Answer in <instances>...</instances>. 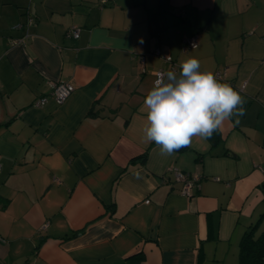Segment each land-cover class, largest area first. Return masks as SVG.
<instances>
[{"label":"crops","instance_id":"0c3cea01","mask_svg":"<svg viewBox=\"0 0 264 264\" xmlns=\"http://www.w3.org/2000/svg\"><path fill=\"white\" fill-rule=\"evenodd\" d=\"M189 57L245 113L162 155L143 101L154 71ZM49 80L75 89L34 106ZM262 183L264 0H0V264H237Z\"/></svg>","mask_w":264,"mask_h":264},{"label":"clouds","instance_id":"9594fccd","mask_svg":"<svg viewBox=\"0 0 264 264\" xmlns=\"http://www.w3.org/2000/svg\"><path fill=\"white\" fill-rule=\"evenodd\" d=\"M179 69L157 73L143 101L142 139L155 142L162 155L190 146L194 137L211 139L225 121L235 116L238 123L245 113L241 95L212 72L201 71L197 58L182 60Z\"/></svg>","mask_w":264,"mask_h":264},{"label":"built area","instance_id":"2783aa9c","mask_svg":"<svg viewBox=\"0 0 264 264\" xmlns=\"http://www.w3.org/2000/svg\"><path fill=\"white\" fill-rule=\"evenodd\" d=\"M97 2L99 6L102 7V6H105L107 4L114 2V0H97ZM31 21H32V18L27 17V21L25 25L21 23H16L14 24L13 27L22 28L23 26L28 25ZM66 33L72 38H77L79 36V28L75 25H71L68 27ZM10 40L12 43L21 42V40L18 38H12ZM193 45H196V46L193 47ZM197 45H198L197 34H192L190 36H186L183 38L182 50L184 52H187L190 49L196 48ZM154 53L158 56H161L166 62H169L171 64L174 63V60L171 57V55H168V54L163 55L161 54L159 49H156ZM162 71H168V70L162 68V69L154 71V80L156 78V74ZM216 76H217L216 78H218L219 74H217ZM47 85L49 88L48 94L36 98L33 102L34 106H38V107L44 106L49 97H51L57 104H62L75 89V85L69 82H66V81H62V80H49L47 82ZM243 86L244 85H242V87ZM174 176L176 180L182 182V186L180 188L181 194L188 196L190 194V188L193 185V178L191 177V175L187 172L174 170ZM44 227L45 225L42 226V228Z\"/></svg>","mask_w":264,"mask_h":264},{"label":"trees","instance_id":"16d2710c","mask_svg":"<svg viewBox=\"0 0 264 264\" xmlns=\"http://www.w3.org/2000/svg\"><path fill=\"white\" fill-rule=\"evenodd\" d=\"M217 80L222 83H228L240 94V91L232 82L224 81L219 78H217ZM243 107H245V103ZM233 117L237 118L235 116ZM217 139L218 131L213 133L210 140L215 142ZM141 157L143 159L146 158V153ZM237 264H264V208H262L257 217L244 229L239 239Z\"/></svg>","mask_w":264,"mask_h":264},{"label":"water","instance_id":"95a60500","mask_svg":"<svg viewBox=\"0 0 264 264\" xmlns=\"http://www.w3.org/2000/svg\"><path fill=\"white\" fill-rule=\"evenodd\" d=\"M262 189H264V183H262Z\"/></svg>","mask_w":264,"mask_h":264}]
</instances>
